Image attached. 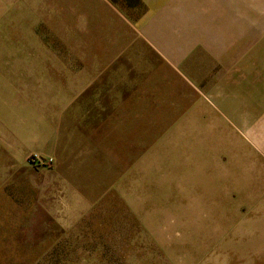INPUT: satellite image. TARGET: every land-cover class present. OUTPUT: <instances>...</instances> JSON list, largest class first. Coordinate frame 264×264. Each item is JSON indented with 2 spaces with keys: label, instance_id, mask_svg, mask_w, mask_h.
Here are the masks:
<instances>
[{
  "label": "rangeland",
  "instance_id": "rangeland-1",
  "mask_svg": "<svg viewBox=\"0 0 264 264\" xmlns=\"http://www.w3.org/2000/svg\"><path fill=\"white\" fill-rule=\"evenodd\" d=\"M233 1L206 36L143 0L0 13V264H264V0Z\"/></svg>",
  "mask_w": 264,
  "mask_h": 264
},
{
  "label": "crops",
  "instance_id": "crops-1",
  "mask_svg": "<svg viewBox=\"0 0 264 264\" xmlns=\"http://www.w3.org/2000/svg\"><path fill=\"white\" fill-rule=\"evenodd\" d=\"M14 0H0V13L4 12L7 10V6H9ZM143 0V3H145L148 7V11L147 13L144 15L143 19L144 20H152L154 18H156L157 16H160L161 14H173L175 17L174 21H184L186 22L185 24H181L180 28H178L175 24L171 25L170 23L167 25V27H165L164 29L167 31H173V32H168V33H164L162 35L164 36H206V35H213L215 34L216 29H218L214 23L213 26L211 27V32L208 33L206 32V28L203 24L199 23V20L206 19V20H210V21H216L219 20L220 15L222 13H228V9L226 7V10H224L223 6H229V4L232 2L234 3L233 0H211V2L209 4L212 5L211 8H205V3L204 0ZM190 5H201L202 8L199 9V7H192ZM178 6V7H175ZM183 6V7H182ZM208 15V16H207ZM190 21V22H187ZM195 22H198L197 24H195ZM179 30V32L177 31ZM193 30H197V32H191ZM253 41H248V43L250 44ZM225 43L227 45L231 44L230 41L227 39L225 40ZM214 50V49H213ZM221 49H218V51H220ZM211 51V50H210ZM239 53H243L245 51H247V48H245L244 46H242L241 48L236 50ZM250 54V53H249ZM244 56V55H243ZM255 56H256V52L254 51L250 57H244V61L248 62L250 61V63L253 66L256 64L255 62ZM246 58L248 60H246ZM252 59V60H251ZM255 67V66H254ZM227 78V76H226ZM244 78L248 79L249 84L253 85L252 87H254V84H256V69H252L250 70L249 73H245L244 74ZM226 93L230 91V88H226ZM238 91H240V89H238ZM220 93H224V90L218 91ZM212 93H214V91H212ZM211 93V94H212ZM212 96H214L212 94ZM264 103L261 104V106L259 108L257 107H253L250 106L249 109L246 111L248 112V114L250 115V124L252 126L250 127H243V130L245 131V134L255 142V144H257V146H259L260 144H262V135H259L261 132H264ZM263 113L262 120H261V124L263 127V131H260L259 129H257V125L255 123V119L258 118L261 114ZM245 114V111H244ZM246 126V125H243ZM46 158H52V156L50 155H46Z\"/></svg>",
  "mask_w": 264,
  "mask_h": 264
},
{
  "label": "built area",
  "instance_id": "built-area-1",
  "mask_svg": "<svg viewBox=\"0 0 264 264\" xmlns=\"http://www.w3.org/2000/svg\"><path fill=\"white\" fill-rule=\"evenodd\" d=\"M31 160L36 163H41V164H50L52 162V158H46V157L38 156V155H34L31 158Z\"/></svg>",
  "mask_w": 264,
  "mask_h": 264
}]
</instances>
